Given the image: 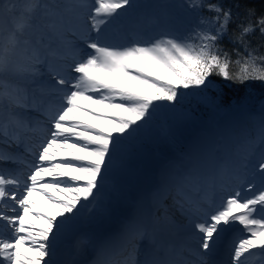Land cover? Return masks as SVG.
I'll return each instance as SVG.
<instances>
[{
    "label": "snow or ice",
    "instance_id": "snow-or-ice-1",
    "mask_svg": "<svg viewBox=\"0 0 264 264\" xmlns=\"http://www.w3.org/2000/svg\"><path fill=\"white\" fill-rule=\"evenodd\" d=\"M134 7L0 0V204L13 213L0 209V264H42L61 219L95 211L122 141L158 104L178 102L180 89L212 88L213 75L264 83V10L249 0H180L160 6L172 12L121 20ZM256 128L235 159L217 157L221 174H240L218 201L186 194L195 165L164 177L157 196L166 193L187 217L179 241L162 231L177 227L172 217L136 213L99 242L93 264H213L207 257L233 224L242 234L228 264H264V116ZM34 193L56 211L40 210Z\"/></svg>",
    "mask_w": 264,
    "mask_h": 264
},
{
    "label": "trees",
    "instance_id": "trees-1",
    "mask_svg": "<svg viewBox=\"0 0 264 264\" xmlns=\"http://www.w3.org/2000/svg\"><path fill=\"white\" fill-rule=\"evenodd\" d=\"M146 1L148 0H133L134 8ZM179 2L180 0L156 1L157 7L163 12L174 10L164 9L160 6ZM223 2L230 3L231 0H223ZM249 2L257 9V14L264 10V0H249ZM133 9H128L127 12ZM224 43L226 47H230L227 41ZM210 79L212 88L180 89L182 95L178 102L172 104L163 102L160 107H156L136 137L132 140L125 138L122 141L128 143L127 146L122 145V150L127 149L131 152L135 149H142L148 150L154 155L169 153L175 144L182 140L188 129L204 128L208 125L216 126L214 118L231 108L236 109L235 112L241 120L236 121L233 126H228L224 129L225 132L215 128L218 130L217 135L229 138L234 145L239 144L240 141L243 142L245 135H254L260 117L264 116V83L248 82L244 85H233L215 75ZM240 105H245L246 110H257L263 106L260 115L255 117L242 108L239 109ZM150 123L152 129H149ZM215 139L213 145L217 150ZM210 150H212V146ZM127 155L123 153L120 156L122 161Z\"/></svg>",
    "mask_w": 264,
    "mask_h": 264
},
{
    "label": "rangeland",
    "instance_id": "rangeland-1",
    "mask_svg": "<svg viewBox=\"0 0 264 264\" xmlns=\"http://www.w3.org/2000/svg\"><path fill=\"white\" fill-rule=\"evenodd\" d=\"M132 20H134V19H132ZM149 33H153V32L152 31H149ZM92 107H94V106H92ZM255 134H256V132L254 133V135ZM239 143H242V141H240ZM203 144H205L204 147H203V149L200 146H198V147L194 146L192 149L189 150V157H191V159H194V161L196 163L206 162V161L210 160V162H208V163H205V164H202V165H199V166L197 165L198 166V168H197L198 172H195V176L197 174H198L197 177L205 176L206 178H209L210 176H212L214 178L215 185H216L217 182H216L215 176L218 177L219 179H221V177L223 175H225V172H223L222 174L220 173V171H219V160L217 161V159H216L217 155L218 156L220 155L219 154L220 153L219 152V149L221 148L223 150V152H224V155H225V156L222 155L221 157L235 159L234 156H231L230 155L231 154L230 150L233 149L236 145H234L230 141L229 138H222V139H219V140L216 139L217 150H218L217 151L215 149L212 141H211V138H209V137H207L205 135L203 136ZM211 146H212V150H210ZM72 150L75 151V149H72ZM57 152H58V155H64V153L62 152V150H59L58 149ZM170 163H173V170L174 169L175 170L176 169H180L181 171H183L185 168H188L191 165H193L190 162H188V160L186 158H184V157L172 158V159H170ZM150 166H151V164L149 165V167L147 169H142L140 171H137L136 168L134 167V165L133 164H130V165L126 166V170L120 171V172H116L115 171L114 173H116V174H126L130 178L133 177L134 174L136 173L137 180H140V181L142 180L143 181V179L144 180L146 179V181H152L151 180L152 174L150 172ZM195 168H196V164H195ZM200 169L201 170L204 169V170H208V171L207 172H203ZM228 169L231 171L233 168L232 167H229ZM131 170H133V171H131ZM197 170H195V171H197ZM112 171H113V169H111L108 172V174L110 173L112 175L113 174V173H111ZM141 173H143L142 176H141ZM108 174H107L106 180L105 181H102V184L104 186L101 189V192L98 193L99 204H98V206L95 207V211H93L96 214H92L91 212L90 213L89 212L88 213H84V214L82 213V215L85 217V219L90 220L91 223L93 222V219L96 220V221H94V224H96V225L93 226L94 229L100 227V229L103 232H105L108 229V228L107 229H103L102 227L104 225H108L109 224L110 218H109V216H104V213L105 212H104V210H102V208H101L102 206H105L106 207V205H107L106 209H108V210H115V212H117V211L119 212L120 211V215L122 214V216L120 217V219L122 220L123 223L126 221L127 218H129L131 216L129 214V210L132 209V207H133V205H130L132 200H130V198H129V196H130V193L129 192H125L124 194H116V193H112V191L110 192V190L112 188V183L110 182L111 177H108ZM138 176H140V178H138ZM249 179H251V177H249ZM158 181H159V179L157 180V182ZM120 182H125L127 184L128 183H131L132 185L134 183L133 181L131 182V181L125 179L124 177L121 178ZM155 184H157V183H155ZM155 184H153V185H155ZM159 184H160V182H159ZM130 187L132 188V186H130ZM258 187H259V182L257 180V188ZM246 190H247V184H244L243 185V189H242V194H244L246 192ZM53 194L55 195V193H53ZM247 195L250 196L251 194L247 193ZM34 199L37 201V207L40 210H47L50 213H54L56 211L55 206L53 204H51L43 195L35 194L34 193ZM122 199H125L126 202H122ZM128 200H130V201L127 202ZM120 202H122L121 205H120ZM7 203L11 204L12 202L11 201H7ZM171 205H173V204H171ZM109 206H112L113 209L112 208H109ZM165 206H167V205L165 204ZM165 206H164V209H166L168 211L167 212V215L168 216L172 217V214H171L172 211L169 209V207H172L177 214L178 213L181 214L180 213L181 211L178 210L179 208L176 209L175 206H169L168 205V209H167ZM0 209H2L3 211L7 212L9 215H12L13 214L9 209L3 208V205L2 204H0ZM164 209L161 210V214H163ZM161 214L160 213H156V214L154 213L155 216H161ZM29 218L32 219V217H29ZM184 220L181 217H179V215H178V217H176V219H174L175 225L177 226L175 228L178 231V233H176V234L179 237L182 235V232H181L179 226L180 225H184V224L187 223V221H184ZM34 222L39 223L38 221H34ZM2 226H3V224H0V227H2ZM97 226H99V227H97ZM62 227H63V230L65 232L68 231V228L65 227L63 224H62ZM175 228H173V229H175ZM2 231L3 230H1L0 232H2ZM3 235L5 237L10 236V230H9V232H4ZM48 255H47V257H48Z\"/></svg>",
    "mask_w": 264,
    "mask_h": 264
},
{
    "label": "bare ground",
    "instance_id": "bare-ground-1",
    "mask_svg": "<svg viewBox=\"0 0 264 264\" xmlns=\"http://www.w3.org/2000/svg\"><path fill=\"white\" fill-rule=\"evenodd\" d=\"M171 170H172V165H171V167L170 166H167L164 169V171L162 172V176L160 178V184H162V180L164 179V177L167 174L171 175L170 174ZM226 173H227V171H225V175H223L221 177L222 182H225L223 186H221V185L219 186V184H218V183H220V180L221 179H219L218 177L215 178L216 179V182H217V186H215L214 188L217 191V194H218V192L221 193V190L232 189V187H234L235 185H238L239 184L237 182L238 181V179H237L238 176H237V173L235 171H230V172L228 171V173L227 174ZM227 175L229 176V179L228 180H227V178H228ZM213 180H214V178L208 179V178H205V177H201L200 180H199V182H197L195 180L194 183H192V184H190V185L187 186L188 188L186 187L187 188L186 190L189 191V192L195 193L193 191V189H192V188H195L198 191H204L205 193L211 192L212 191L211 185H212V181ZM149 186H150L149 185V182H147V183L145 182L142 189L137 190V191H135L133 193L132 196H133V199H134V201H135V203H136L137 206H142V202H144L146 200H150L151 201V205H152V209H155V207L158 206L159 207V210H160V209H162L161 207H162V205H163L164 202H169L171 204L173 203L171 197L168 196L166 193L163 194V195H160L158 197L157 196L158 188H153V189L150 190V189H148ZM162 199H165V200L162 201ZM158 200L160 201L159 203H158ZM169 203H168V205L171 206V204H169ZM151 210L149 212L146 211L144 209V205H143V210H142L143 213L140 214V215L147 216L151 212ZM142 211H140V212H142ZM182 218L187 221V217L185 215L182 216ZM75 220H76L75 217H69L67 219H61V223H68L71 227H74L75 226ZM0 221L2 222L1 224H4V221H2V220H0ZM241 234H242V227L240 225H238V224H233L231 227L226 228L224 231L221 232L220 236L217 239V243H216V245L214 247L213 252L210 253L207 258L211 260L212 258H214V255L217 254L218 246L220 245L221 238L224 235H228L229 236V239H231L230 240V243L232 244L233 239L235 237L241 235ZM67 235L68 234L64 233V230H63L62 227H60V228L57 229V232L52 237L51 242H50V245H49V249H50L51 253L56 250V248L59 246L60 243H62V247L60 248V251L58 250L59 251L58 255H60V254H62V253H64L66 251V248L64 247V242H66V240H67ZM52 240H54V243L52 242ZM98 244H99V242L95 243L94 245L97 246ZM231 244H229L228 246H230ZM43 262L44 263L45 262L48 263V262H50V260H49V258L45 257V259H44ZM250 264H260L259 258H256V259L250 261Z\"/></svg>",
    "mask_w": 264,
    "mask_h": 264
}]
</instances>
